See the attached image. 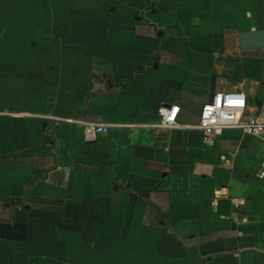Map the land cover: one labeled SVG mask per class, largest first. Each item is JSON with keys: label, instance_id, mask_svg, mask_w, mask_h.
I'll return each instance as SVG.
<instances>
[{"label": "crops", "instance_id": "crops-1", "mask_svg": "<svg viewBox=\"0 0 264 264\" xmlns=\"http://www.w3.org/2000/svg\"><path fill=\"white\" fill-rule=\"evenodd\" d=\"M252 31L264 0H0V264H264L263 144L194 128L213 76L264 113Z\"/></svg>", "mask_w": 264, "mask_h": 264}, {"label": "built area", "instance_id": "built-area-1", "mask_svg": "<svg viewBox=\"0 0 264 264\" xmlns=\"http://www.w3.org/2000/svg\"><path fill=\"white\" fill-rule=\"evenodd\" d=\"M247 98L242 91H221L216 92L212 101H207L200 112L198 124L194 126L203 135L205 146L212 148L226 129H238L245 135H249L259 140L263 144L262 159L259 169V178L264 181V113L259 115L247 114ZM179 106L161 105L158 115L161 121L159 128L172 129L179 127L177 116ZM8 110H0V117H19ZM45 122H50L57 126L70 124L80 127L83 132L85 143H92L101 135H107L112 127H132L133 125L108 124L87 121L78 117H60L54 115L37 116Z\"/></svg>", "mask_w": 264, "mask_h": 264}, {"label": "water", "instance_id": "water-1", "mask_svg": "<svg viewBox=\"0 0 264 264\" xmlns=\"http://www.w3.org/2000/svg\"><path fill=\"white\" fill-rule=\"evenodd\" d=\"M114 9H112L113 11ZM241 48L243 50L264 48V31L244 32L239 35ZM160 56L154 55L152 57L154 68H158ZM216 93V76L212 77L211 91L209 101H212Z\"/></svg>", "mask_w": 264, "mask_h": 264}, {"label": "trees", "instance_id": "trees-1", "mask_svg": "<svg viewBox=\"0 0 264 264\" xmlns=\"http://www.w3.org/2000/svg\"><path fill=\"white\" fill-rule=\"evenodd\" d=\"M104 78H110V77H104ZM100 80H102V79H100Z\"/></svg>", "mask_w": 264, "mask_h": 264}]
</instances>
